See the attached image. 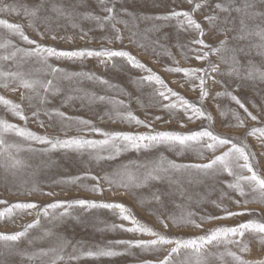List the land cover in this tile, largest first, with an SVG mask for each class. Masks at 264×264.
I'll use <instances>...</instances> for the list:
<instances>
[{
  "label": "rangeland",
  "instance_id": "1",
  "mask_svg": "<svg viewBox=\"0 0 264 264\" xmlns=\"http://www.w3.org/2000/svg\"><path fill=\"white\" fill-rule=\"evenodd\" d=\"M2 2L14 5L17 11H2L0 19L22 25L25 35L37 44L62 50L106 48L127 51L160 75L169 88L201 106L212 118L189 120L182 110L171 111L163 108L162 104L174 101L175 97L165 100L156 94L157 90H163L159 85L138 83L139 78L147 76L148 72L131 66L126 58L114 57L109 60L92 56L69 59L50 56L45 59L42 55L27 56L17 49H32L35 45L29 44L19 34L0 25V44H5V47L0 48V57L11 56L16 52L11 59H0V72H20L24 74L25 79L40 82L33 89H25L18 80L0 77V96L20 104L27 120L15 116L4 104H0V119L27 128L37 135L60 139L71 136L92 140L105 139L101 133L88 131V127L91 126L109 133L152 131L188 133L207 128L215 134L233 139L234 143L247 145L246 150L255 153L252 163L257 174L264 177V143L256 135L248 134L250 129L264 127V79H260L258 71L252 77H248L244 69L239 76L230 74V65L222 62L220 56L227 58L231 53L211 54L209 60L218 65L219 73L212 74L216 82L208 81L206 86L209 95L201 102L199 87L195 89L192 87V84H198V81L186 82L182 73L166 70L177 65L182 68L207 66L208 61L196 60V53L189 51L190 47H197L191 45L190 41L195 39L198 33L187 29L186 25L181 27L177 18L157 19L167 16L173 10L192 11L194 4L202 0H192V3H189V0H103V3L101 0H2ZM218 2L227 3V0H206L205 6L193 13L194 18L205 28L204 39L213 46L224 39V33L211 28L204 20V16L214 11V5ZM231 2L234 7H239L244 0ZM249 2L255 7L248 10L246 24L249 30L255 31L257 26L264 27V17L253 14L264 11V0ZM113 5L117 10L115 21L105 22L101 27L100 22L94 17L107 15L103 8ZM54 7H59L63 14L54 11ZM25 9L29 11L36 9V15H25ZM215 11L220 21L229 15L219 10ZM230 15L238 17L240 14L232 11ZM180 20H183V17ZM113 23L119 29V35L122 37L120 40L115 39L117 33L112 27ZM219 27L231 28V25L220 23ZM53 35L56 39L52 38ZM228 35L231 37L235 33L229 31ZM259 43L260 39L256 35L239 42L245 48L246 57L241 59L245 69L251 61L256 69L264 71V54L255 46ZM237 46L236 41L230 40L229 47ZM51 68H60L63 72L53 73ZM73 73H93L96 77L107 80L108 84L96 78L73 76L71 75ZM49 80L53 83L51 89L45 92L42 85ZM225 91L239 97L248 112L257 119L252 120L248 117L231 96L217 95ZM99 96L108 97L109 100L95 99ZM44 97L47 98L46 102L43 101ZM52 109H58L68 117L89 120L92 124L86 126L75 120L45 115V112ZM37 110L40 113L38 119L32 115ZM128 112L146 121L151 127L125 119ZM237 114L243 120L242 126L238 124ZM3 138L6 144L15 147L0 154V200L9 204L18 201L34 202L38 208L14 212L11 216L0 218V233L23 231L37 219L39 223L29 228L27 234L17 241L0 240V264H51L56 255L64 257L57 264H145V262L158 264L168 255L171 248L176 247L175 244H167L141 248L115 243L155 238L146 233L129 232L113 227L121 224L125 228L132 227L130 221L120 218L118 209L72 205L67 209L65 207L49 209V214L45 216L43 208L56 201L95 200L120 203L125 205L140 223L173 240L204 236L209 230L233 227L249 220L264 223V200L261 199L259 191L252 190L253 186L245 184L246 195L242 197L227 187V183L232 182L234 178L226 172L203 173L194 168L176 170L168 166L169 161L183 165L206 164L214 156L227 151L229 145L218 147L214 152L195 143L190 147L159 144L140 150L124 148L121 145L122 150L117 154L110 145L79 150L52 149L48 144L28 140L11 131L5 132ZM9 152L14 159H9ZM109 156L114 158L108 159ZM14 160H19L20 163L13 166ZM239 163L243 164V161ZM158 166L168 169L166 176H170L172 182L165 178L142 183L146 171ZM234 171L239 175H250L246 169L234 168ZM118 173L124 174L128 187L116 184L110 186L103 180L107 175L110 179L119 181ZM128 174L134 178L131 182L127 180ZM77 176L81 177L79 181L72 182L69 179ZM93 176L101 178L99 183L102 192L92 191V187L97 183L91 178ZM11 183L12 186L9 187ZM161 192L164 194L159 200L153 198L154 193ZM236 200L240 203L236 204L234 202ZM245 200L248 202L245 203ZM140 201L142 205L139 204ZM212 201L222 203L232 212L244 214L201 220L204 216H224L222 209ZM166 203L171 204L170 207L173 209L168 214L167 210L165 211ZM146 206H156V209L150 212ZM5 207L7 205L0 204V209ZM65 210L67 215L62 216L61 213ZM189 212L194 214L191 219L195 220L199 227L174 224L169 218L175 217L179 220L181 216L187 217ZM162 220L167 227L161 223ZM235 239L246 242L249 250L241 252L240 248L243 245L238 246L224 241L205 245L199 254L192 248L180 247L177 253L172 254L171 264L198 262L238 264L233 256L228 254L229 252L241 256L244 260L264 259V244L260 243L256 232L250 230L244 237ZM106 248L121 254L99 257L86 255L89 251ZM41 249L55 251L39 255ZM30 256L33 258L30 259ZM70 256L77 259L69 260Z\"/></svg>",
  "mask_w": 264,
  "mask_h": 264
},
{
  "label": "snow or ice",
  "instance_id": "2",
  "mask_svg": "<svg viewBox=\"0 0 264 264\" xmlns=\"http://www.w3.org/2000/svg\"><path fill=\"white\" fill-rule=\"evenodd\" d=\"M103 3V0H101ZM189 3H192V0H189ZM206 4V0H202V2H198L194 4L192 11L186 10H173L167 16L157 17V19H171L177 18L180 21L181 27L187 26V29H192L196 33H198L197 37L190 41L191 45H195L197 47H190L189 51L196 53L195 59L199 61H208V64L204 68H182L178 65L176 67H168L166 68L167 71L173 73H182L186 82L190 80L198 81V84L193 83L192 87L195 89L199 87L200 90V100L201 102L208 97L209 91L207 88V83L209 80L215 81V76L212 75L213 73H219L218 65L212 63L209 60V56L211 54H220L222 52H229L231 55L225 58L223 55L220 56V59L224 63H228L229 73L236 74L237 76L240 75L241 70L244 69L247 72L248 77H252L255 72L258 71L260 79H264V71H259L256 69L255 65L249 61L248 67L245 69L244 65L241 64V59L246 57L245 48L239 44L246 40L248 37L252 35H256L260 39V43L255 45L258 49L261 50V54H264V27L257 26L256 30H249L246 24V17L248 16V10L255 7L253 3H250L249 0H244L242 6L234 7L231 0H227L225 2H218L214 5V11L210 12L209 14L204 16V20L208 22L211 28L217 29L220 32L224 33V39L219 40V43L215 46L209 44L204 39L206 35L205 28L203 27L202 23L197 21L193 13ZM215 10H219V12L229 13L228 16H225L223 21H220V17L218 16ZM2 11H17L14 5L3 4L2 0H0V12ZM54 11L63 14L62 10L59 7H54ZM103 11L107 13L104 16H96L94 19L100 22V26L103 27L105 22H112L116 19L117 10L115 5L112 7H104ZM121 11H127L126 9H121ZM232 11H236L240 14L238 17H232L230 13ZM254 15H258L260 17H264V11L255 12ZM25 15H36V9L31 11L25 9ZM183 17V20L180 18ZM222 23L224 25H231V28L223 27L220 28L219 24ZM237 24L239 25L237 27ZM0 25L5 26L9 30L14 33L19 34V36L27 41L29 44L35 45V48L32 49H17L18 52H22L27 56L31 55H42L47 59V57L54 56L59 58H69V59H76V58H85V57H102L107 59H112L114 57H122L126 58L128 63L135 67L144 69L148 72L147 76L140 77L138 83L143 84L144 82L154 83L159 85L162 91L157 90L156 94L162 97L165 100H169L170 97H175L174 101H171L167 104H162V107L165 109H169L171 111L182 110L185 116L189 120L193 119H200V118H207L211 119V114L207 113L201 106H198L196 103L190 102L189 100L185 99L179 93L175 92L173 89L169 88L165 81L158 75L157 73L153 72L151 69L147 68L145 64L137 60L135 56L131 53L124 51V50H112L101 48L97 49H73V50H62L57 49L55 47H50L47 45H40L37 44L36 41L29 39L27 35H25L22 25L20 24H13L8 22L7 20L0 19ZM113 29L117 33L115 39L120 40L122 37L119 35V29L115 27V23L112 24ZM186 29V30H187ZM229 31L235 33V35L229 37ZM43 35V33H41ZM53 39H56V36H52ZM83 38V37H81ZM231 41H236L238 43L237 47H229V43ZM10 43V42H8ZM5 47V44H0V48ZM16 55V52H13L11 56H4L0 57V59H11ZM102 62H104L102 60ZM53 73L63 72V69L60 68H51ZM73 76H87L89 79H100V81L104 84H108L107 80H103V78L96 77L93 73H73ZM0 77H9L15 80H18L19 83L25 89H33L38 83L35 80H29L24 78V74L20 72H0ZM52 81L49 80L42 86L44 87L45 92H48L51 89ZM7 86V85H5ZM217 95H229L231 99L239 105L240 108H243L245 113L248 117L252 120H256L257 117L253 116L251 112H248V109L245 107L243 102L240 100L239 97L232 95V93L225 91L223 93H217ZM46 97L43 98V101L46 102ZM100 101L109 100L108 97L99 96L95 97ZM113 102V101H110ZM115 103H123V101H115ZM0 104H4L10 108L12 113L19 117L22 120H27V117L24 115L23 109L20 104H16L10 100L5 99L3 96H0ZM39 110L32 113L33 116L39 118ZM45 115L51 117L52 115H56L61 117L62 119H66L69 121L75 120L77 123L89 126L92 124L89 120H84L82 118H73L66 116L65 113L60 112L58 109H52L49 112H45ZM125 119H128L130 122L135 121V123L144 125L146 127H151V125L147 124L146 121L140 120L139 117H136L131 112H128ZM156 119H160V117H156ZM237 121L239 125H243V120L240 119L239 115L237 114ZM41 126H43V122H41ZM93 133H101L105 139L103 140H92L86 139L84 137H77L71 136L65 139L60 138H49L47 136H40L36 133L28 130L27 128H21L19 125L12 124L7 122L6 120L0 119V154L8 151L10 148L15 147V145H8L5 143L3 138V134L5 132H15L18 136L24 137L28 140H35L39 141L43 144H48L51 146L52 149L55 148H64V149H84V148H97L99 146L110 145L115 152L118 154L121 150L123 145L124 148H131V149H148L154 145L159 144H168L170 146L179 145L181 147H190L192 144H200L203 148L214 152L218 147L229 145L227 151L222 152L218 156H214L211 160H209L206 164H192V165H183V164H176L175 162L169 161L168 166L171 169H196L203 173H208L210 171H220L226 172L229 176H232L234 179L232 182L227 183V187L232 189L234 192H237L240 196H245V189L244 185L248 184L253 186V191H259L261 199L264 200V177H261L257 174L255 170L252 160L255 157V153L247 151V145H239L233 142V139L224 137L214 132L210 131L207 128H202L198 131H192L188 133H179L174 131H162L156 132L152 131L150 133H130V132H103L101 129L96 128L95 126L88 127L87 129ZM250 135H256L258 139L264 143V127L253 128L249 130ZM119 142V143H118ZM103 158V157H99ZM108 159H113L114 156L107 157ZM9 159H14L9 152ZM243 161V164H240L239 161ZM19 160H14V165L19 164ZM234 168H241L246 169L250 175H239L234 171ZM168 169L162 167H155L150 171H146L143 176L142 183H148L149 181H159L165 178H168L170 183L171 177L166 176ZM117 175L120 176V180H113L110 179L107 175L103 177V180L107 181L109 185L116 184L120 187H128V183L124 180V174L118 173ZM93 180H96L97 183L92 187V191H99L102 192L103 189L100 187V177H91ZM72 182L79 181L81 177H71L69 178ZM134 178L131 174L127 175V180L131 182ZM178 183V182H176ZM139 186V185H137ZM50 194V193H49ZM164 193L161 192L159 194H153V198L156 200L160 199V196ZM236 204H239L240 201H234ZM248 201L245 200V203ZM213 204H216L218 208H221L224 212L223 217H216V216H204L201 217V220L205 219H222L237 215H243L244 212H232L228 210L222 203H217V201H212ZM0 204H5L7 207L0 209V218H4L5 216H11L14 212H24L31 209L38 208V205L34 202H15L9 204L7 201L0 200ZM72 205H79L85 208H96V207H103L108 209H118L120 213V218L123 220H128L131 222L132 227L125 228L123 224L121 225H113V227H119L125 231L129 232H138V233H146L153 237L154 239L151 240H132V241H116L115 243L124 244L128 246H135L141 248H150V247H159L167 244H175L176 247L170 249L167 256L164 257L163 260H160L158 264H171V256L173 253H177L180 247L184 248H192L195 250L197 254L200 253L201 248L205 245L211 244L215 241H224L230 244L236 245H243L240 248L241 252L248 251V244L244 242L242 239L237 240L236 237H244L247 231H254L259 235V240L261 244H264V223H259L257 221L249 220L240 224H237L233 227H218L212 230L204 236L194 237L188 240H173L165 235L155 232L152 228L146 226L143 223H140L134 216L130 214V210L123 204L120 203H105L103 201H95V200H75V201H56L52 204H48L43 208V213L45 216L49 214V209H57L61 207H71ZM39 215V213L37 214ZM61 215H67V210ZM194 214L189 212L187 217L181 216L179 220L175 217H169L172 219L173 223H181V224H189L192 226L199 227V224H196V221L191 219ZM39 223V220L33 221L32 224H29L25 227L23 231L15 232L11 234L0 233V240L5 241H17L21 237H24L27 234V230L36 226ZM161 223H164V226L167 227V224L162 220ZM48 251H55V249L44 250L41 249L39 255H47ZM111 248L106 249H99L97 251H89L86 255L91 257H99V256H115L120 255ZM229 255L233 256V258L238 262V264H264V259L249 261L242 259L241 256L236 255L235 253L229 252ZM37 254H33L35 256ZM30 256L29 258H33ZM64 259L63 255H56L55 258L51 261V264H57L58 261H62ZM77 259L75 256H70L69 260ZM148 264V262H145ZM199 264V262H198Z\"/></svg>",
  "mask_w": 264,
  "mask_h": 264
},
{
  "label": "bare ground",
  "instance_id": "3",
  "mask_svg": "<svg viewBox=\"0 0 264 264\" xmlns=\"http://www.w3.org/2000/svg\"><path fill=\"white\" fill-rule=\"evenodd\" d=\"M3 54V53H2ZM4 181V180H3ZM8 183V182H7ZM153 182H151V184H152ZM9 185V184H8ZM12 186V183H11V185H9V187H11ZM150 193L151 192H155V191H149ZM144 193V192H143ZM139 204H141V201H140V203ZM142 205V204H141ZM144 205V204H143ZM170 205L171 204H168V203H166V206H165V211L167 210V214L171 211V210H173L171 207H170ZM147 208H148V210L150 211V212H154L155 211V209H156V206H153V207H149V206H146ZM94 217V216H93ZM106 221H108V220H106ZM92 222V221H91ZM108 222H110V221H108ZM107 222V223H108ZM95 223V222H94ZM93 223V224H94ZM97 223H98V220H97ZM96 223V224H97ZM101 224V223H100ZM99 224V225H100ZM102 224H103V222H102ZM98 225V224H97ZM104 226V225H103ZM94 227V226H93ZM97 228V227H96ZM92 230V229H91ZM95 232V231H94ZM97 232V231H96ZM106 239V238H105ZM94 247H96V246H94Z\"/></svg>",
  "mask_w": 264,
  "mask_h": 264
}]
</instances>
